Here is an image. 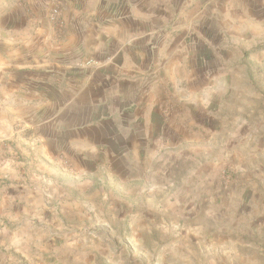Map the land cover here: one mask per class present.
Masks as SVG:
<instances>
[{
  "label": "rangeland",
  "instance_id": "374dc122",
  "mask_svg": "<svg viewBox=\"0 0 264 264\" xmlns=\"http://www.w3.org/2000/svg\"><path fill=\"white\" fill-rule=\"evenodd\" d=\"M202 1L171 12L187 21L179 52L159 40L119 104L82 101L63 73L110 62L65 54L59 0L18 31L32 44L3 46L50 89L0 93L16 119L0 141V264H264V0Z\"/></svg>",
  "mask_w": 264,
  "mask_h": 264
},
{
  "label": "crops",
  "instance_id": "0c3cea01",
  "mask_svg": "<svg viewBox=\"0 0 264 264\" xmlns=\"http://www.w3.org/2000/svg\"><path fill=\"white\" fill-rule=\"evenodd\" d=\"M59 1L68 19L64 38L66 42L63 47L65 54L68 56L75 54L77 60L96 59L110 62L109 65H103L95 71H80L75 68L74 71H78L76 74L66 69L63 73L69 75L74 73L80 85L81 97L79 99L82 101L90 99L106 105V97L110 93L116 97L115 101L118 104L138 96L137 92L141 90L142 82L132 79L140 78L145 74V59L147 56H154L152 48L158 44L159 40H161V45H164L165 59L179 52L175 36L178 30L187 28V21L175 20L171 12L175 15L180 13L182 17L184 12L195 10L199 0ZM207 2L208 0L202 1V10L207 6ZM0 4L1 8H4L0 12V93L11 94L13 92L16 94L23 91L28 95L37 89L39 93L41 92V98L43 99L45 95L44 99H46L50 84L44 80V74H42L41 81L34 80L31 77L35 71L18 73L13 66H8L6 61L13 59L12 51H7L12 48V45L13 48H20L23 44L26 46L33 43L35 38L19 42L18 31L27 30L29 24V31L34 33L32 15L33 13L44 14L48 7V0H4ZM21 11L25 13V18L20 15ZM6 20H9L6 27L10 34L2 31ZM189 23H192V19ZM5 45H8V49H3ZM181 50L183 47L180 52ZM26 51L28 52V49ZM169 65L170 63L160 64L163 76H167L165 73L169 71ZM68 82L66 80L64 84ZM61 86L64 85L61 84ZM60 90L62 89L59 86ZM100 93L103 97H100ZM15 100L16 96L10 100L14 103V107H16ZM25 108L30 112L32 110L28 104ZM1 115L0 111V141L11 139L16 133L14 129L16 119L11 116L10 119L3 120Z\"/></svg>",
  "mask_w": 264,
  "mask_h": 264
},
{
  "label": "built area",
  "instance_id": "2783aa9c",
  "mask_svg": "<svg viewBox=\"0 0 264 264\" xmlns=\"http://www.w3.org/2000/svg\"><path fill=\"white\" fill-rule=\"evenodd\" d=\"M49 19H50L52 24H57V25L62 24L60 10L58 8H53L51 10V14L49 16Z\"/></svg>",
  "mask_w": 264,
  "mask_h": 264
}]
</instances>
